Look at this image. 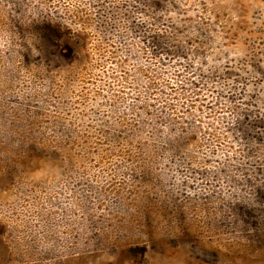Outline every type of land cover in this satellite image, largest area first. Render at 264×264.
<instances>
[{
	"label": "rangeland",
	"instance_id": "1",
	"mask_svg": "<svg viewBox=\"0 0 264 264\" xmlns=\"http://www.w3.org/2000/svg\"><path fill=\"white\" fill-rule=\"evenodd\" d=\"M0 264H264V0H0Z\"/></svg>",
	"mask_w": 264,
	"mask_h": 264
}]
</instances>
